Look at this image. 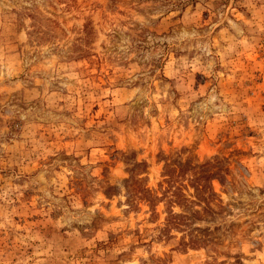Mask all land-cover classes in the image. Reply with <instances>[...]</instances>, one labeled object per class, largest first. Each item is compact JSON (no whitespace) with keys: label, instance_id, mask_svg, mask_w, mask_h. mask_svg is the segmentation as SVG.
I'll use <instances>...</instances> for the list:
<instances>
[{"label":"rangeland","instance_id":"1","mask_svg":"<svg viewBox=\"0 0 264 264\" xmlns=\"http://www.w3.org/2000/svg\"><path fill=\"white\" fill-rule=\"evenodd\" d=\"M0 264H264V0H0Z\"/></svg>","mask_w":264,"mask_h":264}]
</instances>
